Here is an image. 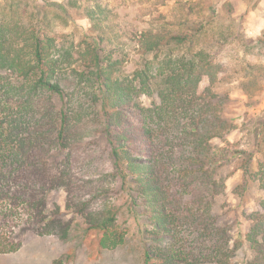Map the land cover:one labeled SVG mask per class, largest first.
Here are the masks:
<instances>
[{"label": "trees", "instance_id": "1", "mask_svg": "<svg viewBox=\"0 0 264 264\" xmlns=\"http://www.w3.org/2000/svg\"><path fill=\"white\" fill-rule=\"evenodd\" d=\"M65 1L95 30L77 44L59 41L51 20L61 15L38 0L0 3V255L29 234L65 241L76 220L98 234L100 252L116 250L127 238L115 202L124 196L142 264H235L242 248L245 264H264V116L243 123L245 144L229 142L238 126L219 91L235 70L218 54L242 36L215 31L214 8L154 19L130 38L138 61L124 73L123 43L105 36L120 31L114 13L100 0ZM239 61L253 98L246 89L264 84V67ZM234 160L262 193L237 236L221 202ZM57 191L64 210L51 202Z\"/></svg>", "mask_w": 264, "mask_h": 264}, {"label": "rangeland", "instance_id": "2", "mask_svg": "<svg viewBox=\"0 0 264 264\" xmlns=\"http://www.w3.org/2000/svg\"><path fill=\"white\" fill-rule=\"evenodd\" d=\"M4 0H0L2 3ZM114 13L118 32L106 30L105 36L116 43H123L125 63L122 72L130 73L138 61L135 43L130 38L135 33L147 29L154 19L171 21L184 15L198 12L205 17L211 16L214 8L211 27L218 31H230L242 36L241 40L229 41V44L218 54V58L232 68L231 79L220 85L219 91L229 94L230 100L224 106V115L231 119L238 130L228 137L231 143L245 144L249 140L246 124L264 116V84L253 86V98L243 94L244 86L242 68L245 63L264 67V0H100ZM88 3V2H86ZM37 10H51L59 13L61 18L51 20L53 30L60 42L77 44L84 34L94 33L93 23L86 19L81 11L66 7L65 0H38ZM192 8V10H190ZM65 9V10H64ZM64 10V11H63ZM50 13V12H49ZM228 28V29H226ZM231 36L232 38H234ZM118 37V38H116ZM237 37V36H236ZM235 37V38H236ZM230 38L229 40H231ZM260 39V41H258ZM264 76V73H263ZM206 82L202 83L203 89ZM145 102V99H143ZM255 162H253L254 166ZM226 176V191L221 202L231 208L227 220L232 223V231L245 233L248 228L247 216L259 208L262 199L257 184L245 183L241 161L234 160L223 168ZM65 194L62 191L51 195V202L57 203L64 210ZM119 207L118 224L126 231L127 238L123 246L113 251L100 252L98 234H84L78 220L75 221L69 238L61 241L57 236L38 237L27 235L21 249L13 254L0 255V264H142V247L137 234L136 221L129 213L124 196L115 200ZM250 253L241 249L235 264H245ZM70 256L66 262L64 257Z\"/></svg>", "mask_w": 264, "mask_h": 264}]
</instances>
